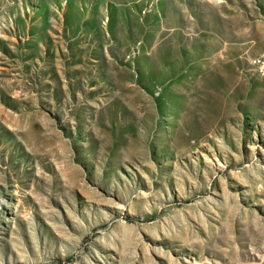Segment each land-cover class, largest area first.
<instances>
[{"label":"rangeland","instance_id":"obj_1","mask_svg":"<svg viewBox=\"0 0 264 264\" xmlns=\"http://www.w3.org/2000/svg\"><path fill=\"white\" fill-rule=\"evenodd\" d=\"M0 264H264V0H0Z\"/></svg>","mask_w":264,"mask_h":264},{"label":"built area","instance_id":"obj_2","mask_svg":"<svg viewBox=\"0 0 264 264\" xmlns=\"http://www.w3.org/2000/svg\"><path fill=\"white\" fill-rule=\"evenodd\" d=\"M258 62H261V60L259 59V61ZM263 63V62H262Z\"/></svg>","mask_w":264,"mask_h":264}]
</instances>
